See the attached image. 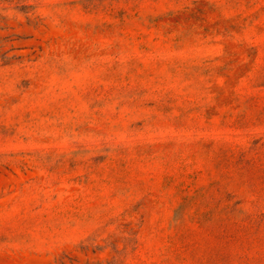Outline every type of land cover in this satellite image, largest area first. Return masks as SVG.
I'll return each instance as SVG.
<instances>
[{"label":"rangeland","instance_id":"obj_1","mask_svg":"<svg viewBox=\"0 0 264 264\" xmlns=\"http://www.w3.org/2000/svg\"><path fill=\"white\" fill-rule=\"evenodd\" d=\"M0 264H264V0H0Z\"/></svg>","mask_w":264,"mask_h":264}]
</instances>
